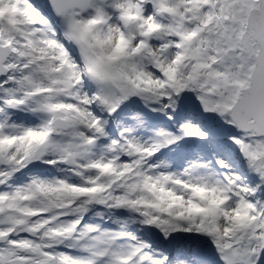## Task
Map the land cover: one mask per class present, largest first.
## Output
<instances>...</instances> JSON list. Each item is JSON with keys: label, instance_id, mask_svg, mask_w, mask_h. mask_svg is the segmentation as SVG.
I'll return each mask as SVG.
<instances>
[{"label": "snow or ice", "instance_id": "obj_1", "mask_svg": "<svg viewBox=\"0 0 264 264\" xmlns=\"http://www.w3.org/2000/svg\"><path fill=\"white\" fill-rule=\"evenodd\" d=\"M0 264H264V0H0Z\"/></svg>", "mask_w": 264, "mask_h": 264}]
</instances>
